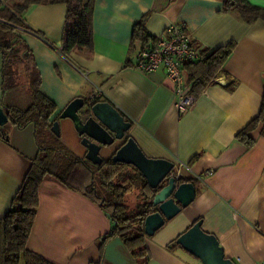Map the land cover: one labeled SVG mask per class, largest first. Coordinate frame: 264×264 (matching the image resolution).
Wrapping results in <instances>:
<instances>
[{"label": "crops", "instance_id": "0c3cea01", "mask_svg": "<svg viewBox=\"0 0 264 264\" xmlns=\"http://www.w3.org/2000/svg\"><path fill=\"white\" fill-rule=\"evenodd\" d=\"M247 1L264 8V0ZM66 11L64 4H32L22 18L30 31H19L40 73L41 92L57 105L62 144L86 158L88 150L74 122L60 115L75 99L87 100L100 90V102H110L132 124L128 135L148 158L179 160L188 166L193 161L182 173L193 179L196 197L153 237L146 236L149 264H201L181 247H171L198 220L235 264L264 260L263 126L251 134L256 141L252 148L236 138L262 104L264 21L245 22L238 12L227 9L226 0H95L93 48L72 51L67 57L60 50ZM147 14L146 29L153 37L181 23L204 51L236 42L225 64L227 74L217 77L182 116L164 69L145 74L134 67L144 47L133 41L134 27ZM150 41L148 47L153 45ZM79 70L88 72L89 78ZM1 83L0 59V107ZM121 145L102 146L100 157L112 159ZM37 154L33 125L0 128V218ZM39 199L28 249L53 264L99 263V242L112 227L107 212L53 180L42 183ZM102 264L137 262L113 237L104 244Z\"/></svg>", "mask_w": 264, "mask_h": 264}, {"label": "trees", "instance_id": "16d2710c", "mask_svg": "<svg viewBox=\"0 0 264 264\" xmlns=\"http://www.w3.org/2000/svg\"><path fill=\"white\" fill-rule=\"evenodd\" d=\"M94 1L2 0L1 107L8 113L10 125L19 129L33 125L38 154L31 162V167L15 193L9 210L0 218V264H53L28 249L40 203L39 191L42 183L47 180H53L66 189L83 194L107 212L112 227L99 242L102 252L100 262L93 264H102L104 244L113 237H118L123 242L137 264H149L151 260L146 246L144 222L148 215L155 211L152 201L156 192L149 187L135 167L115 163L112 159L95 165L69 151L62 144L60 135L52 133L58 108L41 92L40 73L28 44L19 32L20 29L30 31L22 18L32 4H64L67 11L62 54L68 57L75 50L90 52L93 48ZM226 7L238 12L247 23L264 21V8L253 6L247 0H226ZM149 16L150 14H147L134 27L133 41L141 43L144 47H148L150 40L153 44L156 41V37L150 36L146 29ZM235 47L236 42L231 41L217 49L204 51L201 60L185 65L184 71L192 94L198 97L217 77L227 74L225 64ZM19 85L29 89L25 91L27 97L23 102L15 100L14 97L19 92ZM260 125L263 126L261 135L264 136V91L259 114L238 133L237 140L247 148H252L256 141L251 134ZM1 135L8 140L6 133ZM192 163L193 161L189 166ZM180 181L193 183V179L184 177ZM138 182H141L142 203H139L135 210H131L126 198L136 191ZM176 240L171 247L178 246L175 244Z\"/></svg>", "mask_w": 264, "mask_h": 264}, {"label": "water", "instance_id": "95a60500", "mask_svg": "<svg viewBox=\"0 0 264 264\" xmlns=\"http://www.w3.org/2000/svg\"><path fill=\"white\" fill-rule=\"evenodd\" d=\"M61 119H71L87 148L86 159L95 165H101L103 159L99 152L102 146H111L116 142L122 145L112 157L113 162L135 167L156 192L152 201L153 213L144 222V233L153 237L173 220L196 197V187L192 182L181 183V178L168 177L174 169V162L164 159L148 158L132 137L128 135L132 124L126 121L121 112L110 102H95L75 99L60 115ZM8 113L0 107V128L9 126ZM60 135L59 121L51 129ZM200 220L183 233L175 242L201 264H235L225 257L224 249L213 234L206 233ZM172 246V245H171Z\"/></svg>", "mask_w": 264, "mask_h": 264}, {"label": "built area", "instance_id": "2783aa9c", "mask_svg": "<svg viewBox=\"0 0 264 264\" xmlns=\"http://www.w3.org/2000/svg\"><path fill=\"white\" fill-rule=\"evenodd\" d=\"M1 6H3L2 0H0ZM203 52L204 49L194 42L185 24H172L156 37L152 46L144 47L139 51L134 67L145 74L155 73L161 68L164 69L177 97L176 109L182 116L194 106L197 100V96L191 93V85L187 82L184 67L186 64L201 60ZM80 72L86 79L89 78L88 72ZM102 99V92L96 90L87 99V102L92 104ZM182 170L187 171L190 168L187 164L176 160L174 161V169L168 177L182 178ZM256 264H264V260L257 261Z\"/></svg>", "mask_w": 264, "mask_h": 264}, {"label": "rangeland", "instance_id": "374dc122", "mask_svg": "<svg viewBox=\"0 0 264 264\" xmlns=\"http://www.w3.org/2000/svg\"><path fill=\"white\" fill-rule=\"evenodd\" d=\"M27 90H29V89L26 88V86L19 85V88H18L19 92H17V94L14 95V97L16 98L15 100H17L19 102H23L24 99L27 97L26 96L27 94L25 93V91H27ZM140 186H141V182H138L136 191L134 193L130 194L126 198V203L130 207L131 210H135L136 207H138L142 203L141 202Z\"/></svg>", "mask_w": 264, "mask_h": 264}]
</instances>
